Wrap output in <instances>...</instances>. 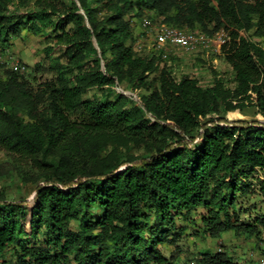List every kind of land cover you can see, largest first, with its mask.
Instances as JSON below:
<instances>
[{
    "label": "trees",
    "instance_id": "obj_1",
    "mask_svg": "<svg viewBox=\"0 0 264 264\" xmlns=\"http://www.w3.org/2000/svg\"><path fill=\"white\" fill-rule=\"evenodd\" d=\"M10 2L0 0L4 47L23 28ZM35 5L24 15L52 45L63 47L66 61L58 63L54 79L38 86L19 70L0 75V148L24 178L42 180L31 199L0 198V264H61L70 256L77 264H166L162 245L181 235L176 215L200 207L208 209L203 221L213 238L227 231L260 236L264 216L257 224L243 222L236 195L251 174L264 172V123L209 114L222 104L234 109L233 98L264 114V47L249 34L255 28L264 37V0ZM148 9L170 25L209 34L226 29L231 42L225 57L236 87L218 78L208 87L189 76L177 79L154 51L139 53L133 20ZM51 49L46 47L48 56ZM153 72L159 73L155 84ZM124 80L133 96L120 88ZM92 86L116 89V97L85 98ZM141 87L148 93L137 94ZM78 111L82 118L74 120ZM116 142L135 143L146 153L115 147L106 155ZM40 234L45 244L31 245ZM200 262L240 264L226 251L203 252Z\"/></svg>",
    "mask_w": 264,
    "mask_h": 264
},
{
    "label": "rangeland",
    "instance_id": "obj_2",
    "mask_svg": "<svg viewBox=\"0 0 264 264\" xmlns=\"http://www.w3.org/2000/svg\"><path fill=\"white\" fill-rule=\"evenodd\" d=\"M36 7L35 0H11L9 3L10 12L21 17L23 22L22 33L18 37H14L9 45L0 46V75L3 79L6 76V70L14 69L16 64L25 67L22 73L32 82L34 86H38L42 82L54 79L57 75L58 63H65L66 57L63 54V47L52 45L51 40L48 41L43 33L37 31V27L28 21V16L24 15L28 11ZM149 18L154 22L168 23L164 17H158L156 13L148 9L143 17H134V25L136 29L137 39L134 47L138 49L137 41L141 36L140 22L143 18ZM251 39L264 47V37L255 33V28L249 32ZM52 47V54L48 56L46 47ZM149 47L143 45L139 50L141 54L148 52ZM162 65H167L172 70L174 76L180 79L189 76L198 79L199 83L204 86H212L215 80L221 79L224 85L233 90L236 87L235 72L232 66L226 60L225 55L210 54L204 51L189 52L183 50H175ZM91 64L87 63L86 68H91ZM75 73L78 70L74 71ZM70 74V72H69ZM158 72L149 75V80L154 84ZM120 88L133 96L132 85L128 81H123ZM137 94L144 95L148 91L143 87L136 91ZM85 98L103 99L116 97V89L108 86L99 87L92 86L87 90ZM232 104L236 103L234 109L228 110L225 104H222L217 112H212L210 116L222 115L232 120H256L264 123V114L254 105L242 104L240 99H230ZM240 103V104H237ZM82 111L72 113L74 120L82 118ZM122 150L123 153L140 156L146 153L145 148L135 143H110L106 148L105 154L109 155L115 148ZM264 172L257 170L247 179V188L236 195V208L240 213L241 220L250 224H257V218L264 216ZM41 179L24 178L20 170L17 168L13 158L6 150L0 148V198L17 201L22 199H31L35 194V189ZM100 215V209L94 211ZM208 216V209L200 207L193 210L189 215H176L177 227L181 229L180 237L172 242L162 245V249L168 258L166 264H201L203 252L216 253L218 251L228 252L235 261L240 264H264V225L259 224L260 236L243 234L236 236L234 231L225 232L220 238H213L206 227L203 217ZM151 225L156 224V220L152 217ZM72 227L78 229L77 222ZM44 245L45 235L40 234L33 239L31 245ZM20 250V248H17ZM15 251L8 253L10 260L16 259ZM61 264H77L73 256L67 259L63 258Z\"/></svg>",
    "mask_w": 264,
    "mask_h": 264
},
{
    "label": "built area",
    "instance_id": "obj_3",
    "mask_svg": "<svg viewBox=\"0 0 264 264\" xmlns=\"http://www.w3.org/2000/svg\"><path fill=\"white\" fill-rule=\"evenodd\" d=\"M141 36L137 41L138 49L147 45L149 49L167 60L177 49L189 52L204 51L210 54L225 55L230 47L231 36L221 28L209 34L197 28L179 27L162 22H154L145 17L140 22ZM19 64L15 70L23 71Z\"/></svg>",
    "mask_w": 264,
    "mask_h": 264
}]
</instances>
